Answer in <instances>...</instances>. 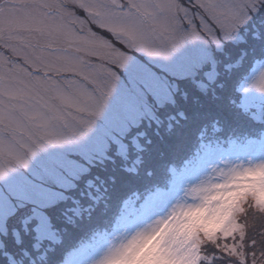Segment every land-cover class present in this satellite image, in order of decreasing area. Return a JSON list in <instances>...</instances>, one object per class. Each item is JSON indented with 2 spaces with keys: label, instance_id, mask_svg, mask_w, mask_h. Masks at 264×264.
Here are the masks:
<instances>
[{
  "label": "snow or ice",
  "instance_id": "1",
  "mask_svg": "<svg viewBox=\"0 0 264 264\" xmlns=\"http://www.w3.org/2000/svg\"><path fill=\"white\" fill-rule=\"evenodd\" d=\"M0 264H264V0H0Z\"/></svg>",
  "mask_w": 264,
  "mask_h": 264
},
{
  "label": "rangeland",
  "instance_id": "2",
  "mask_svg": "<svg viewBox=\"0 0 264 264\" xmlns=\"http://www.w3.org/2000/svg\"><path fill=\"white\" fill-rule=\"evenodd\" d=\"M122 47V46H121ZM92 61L95 62V57L92 58Z\"/></svg>",
  "mask_w": 264,
  "mask_h": 264
}]
</instances>
